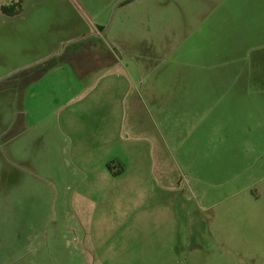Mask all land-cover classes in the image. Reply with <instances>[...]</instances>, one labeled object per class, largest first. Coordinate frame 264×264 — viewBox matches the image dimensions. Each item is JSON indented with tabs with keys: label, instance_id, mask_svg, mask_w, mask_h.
I'll return each mask as SVG.
<instances>
[{
	"label": "rangeland",
	"instance_id": "374dc122",
	"mask_svg": "<svg viewBox=\"0 0 264 264\" xmlns=\"http://www.w3.org/2000/svg\"><path fill=\"white\" fill-rule=\"evenodd\" d=\"M13 1L0 0V163L29 198L20 225L71 229L95 247L89 264H264V0H23L10 18ZM98 37L103 60L73 59L102 65L81 101L64 107L66 82L49 97L47 80L23 81L42 54ZM70 113L105 119L103 139L67 128ZM10 247L0 264L25 254Z\"/></svg>",
	"mask_w": 264,
	"mask_h": 264
},
{
	"label": "crops",
	"instance_id": "0c3cea01",
	"mask_svg": "<svg viewBox=\"0 0 264 264\" xmlns=\"http://www.w3.org/2000/svg\"><path fill=\"white\" fill-rule=\"evenodd\" d=\"M13 2H18V1H13ZM25 2L26 0H24L23 5ZM23 11L24 9L22 10L21 13H19L16 16H12V17H10V15H5V14L4 15L9 16L10 18H13V17H17L20 14H22ZM98 38H100L101 40L96 43L92 39L91 40L89 39L86 42L81 41L79 43L74 39L71 40L72 44L74 45L71 52L67 51L66 53H63V50L61 51L57 49L54 52H48L45 55L42 54L41 58H38L37 60L38 62L36 63L35 61L34 63L35 67H37V65L39 66L42 63L43 64L46 63L47 61H49L50 59L54 57H57L60 59L50 70L42 74L39 78L34 79L35 73L30 71L28 72L27 75L23 76V78L25 79V80L23 79V81L25 82L33 81L32 84L30 83L32 86V85H35V83L41 82V80L43 81L47 80V83L45 84L44 88L49 87L48 92L51 94L49 97H53L54 92H58L61 89L60 86L66 82L65 84L66 91H70L71 93L74 92V94L67 97L69 99L66 100L64 107L70 101L72 105L81 101V99H84L83 97H84L85 92L91 89L90 84L95 85V83H93V81L91 80V78L93 79V77L96 75L94 74L93 70L101 69L102 65H101V62L100 64L97 65V67L92 66V65L90 66L82 65L83 69L79 71L77 70V68H75V66H73L74 65L73 59L77 56L78 58L83 56L85 52H91L95 54L97 58H100V60L101 59L103 60V56L105 55V52H106L104 50V46L107 45L108 43L101 37H98ZM67 49L69 50L68 47ZM114 60L117 65V59H114ZM19 66H20L19 68L22 69L20 71H23V70L27 71L28 69H31L32 67L31 63L26 57H25V61L22 60ZM35 67H32V69ZM16 69H18L17 66H16ZM9 72H10L9 74H11L13 70ZM105 73L106 75L108 74L107 72H103L102 74H100L99 77H102V75H104ZM106 75H104L103 77H106ZM72 76L74 78V81L76 77L79 78L80 80V82H78V84L80 85L79 86L80 90H78V93L76 94H75V91L79 88L77 87L78 85L76 84V82L71 80ZM96 82H98V79L96 80ZM217 82L218 81L215 82L216 85H217ZM29 85H27L26 88ZM29 88H27L25 91V98L27 101L29 99V92H28ZM5 90L7 89H3V91ZM33 95L35 94L31 92L30 96L32 97ZM25 104H27V102H25ZM80 120L81 121L83 120L82 124L78 123ZM88 121L89 122H87L85 119L78 118L76 117V115L70 113L68 116V123H67L68 127L67 128H70L73 130L74 127L76 126V127H80L84 129L85 125H90L93 127V129L91 127L93 136L103 139L97 133V129H99V127L103 123H105V119L100 120V119L95 118V119H89ZM20 132L16 134L17 137L22 134ZM119 138L122 140H125L124 138H121V137ZM105 140H109L111 143L113 142L112 139L105 138ZM97 142L98 141L95 140V137L94 139L88 138L87 140L81 143L80 149L83 153L84 152L93 153V151H95ZM102 145L105 147L103 142H102ZM116 159H117V156H116ZM116 159L114 161H117ZM1 160L2 159H0V161ZM3 160L4 162L2 164L0 163V246H1L0 248L6 249V245L8 247V245L11 243L10 249L12 250L13 248L19 249V245H21V249L25 251V254L24 255L21 254V256L19 257V252L13 253V255L17 257V260L19 259L17 261L18 264L19 263L20 264H89V257L87 256V253L94 255V258H95L94 261L96 262V260H98V257H97L98 253L97 254L94 253L93 249L95 247H91L89 249L87 247L82 246V244L72 246V242L71 240H69V236H68L72 234L71 229H69V233L66 229L62 227L61 228L57 227L56 229L53 227V228H49L48 230H46V228L38 229L37 227H35L36 226L35 222L31 220L27 222V224L24 226L20 225L21 211L19 208L22 207L21 202L29 198H27L28 196L23 195L21 192L22 191V186H21L22 181H21L20 176H17L18 165L16 163H13L12 160L9 161L8 157H4ZM118 160L120 161L119 162L120 164L121 160H124V156L121 155L118 158ZM105 167H106V170H109V172L112 175V178L114 179L120 178L126 173V168L122 165L121 167H118V171L116 172L111 171L109 164H106ZM85 171H86V168L84 169V172ZM53 184L54 182L51 181V183L48 186L52 188V186H54ZM58 196L61 197V201H60L62 202L61 206L62 205L65 206L66 202L68 201L67 198L64 195H58ZM7 201L11 203H9L7 207H5L6 206L5 202ZM9 206H12V208L10 210L9 209L6 210V208H8ZM28 216H29V211H28ZM6 217L11 218V224H7L5 222ZM27 230H29V232H27ZM79 231H81V229ZM25 233H27V236H26L27 242L19 243V240L21 241L23 240V236L25 235ZM25 256L27 257L25 258Z\"/></svg>",
	"mask_w": 264,
	"mask_h": 264
},
{
	"label": "trees",
	"instance_id": "16d2710c",
	"mask_svg": "<svg viewBox=\"0 0 264 264\" xmlns=\"http://www.w3.org/2000/svg\"><path fill=\"white\" fill-rule=\"evenodd\" d=\"M22 2H23V0H19L18 2H12L11 4L3 5L1 7L2 13L5 14V15H10V17L18 15L23 10ZM59 59L60 58L54 57V58L50 59L49 61H47L46 63H44V64L42 63L39 66L31 69V70H33L31 72H34L35 73L34 79L39 78L42 74H44L45 72H47L48 70H50L57 63V61ZM23 73L26 74V70L25 71H22V74ZM14 77H12L10 79L13 80Z\"/></svg>",
	"mask_w": 264,
	"mask_h": 264
}]
</instances>
